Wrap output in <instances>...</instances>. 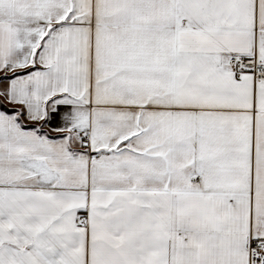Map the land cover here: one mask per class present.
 Instances as JSON below:
<instances>
[{
    "label": "snow or ice",
    "instance_id": "obj_1",
    "mask_svg": "<svg viewBox=\"0 0 264 264\" xmlns=\"http://www.w3.org/2000/svg\"><path fill=\"white\" fill-rule=\"evenodd\" d=\"M0 264H264V0H0Z\"/></svg>",
    "mask_w": 264,
    "mask_h": 264
}]
</instances>
